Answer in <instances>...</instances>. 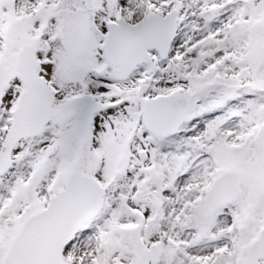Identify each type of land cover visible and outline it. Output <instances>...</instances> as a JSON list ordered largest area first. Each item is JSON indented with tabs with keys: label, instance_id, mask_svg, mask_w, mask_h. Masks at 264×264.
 Returning a JSON list of instances; mask_svg holds the SVG:
<instances>
[{
	"label": "snow or ice",
	"instance_id": "1",
	"mask_svg": "<svg viewBox=\"0 0 264 264\" xmlns=\"http://www.w3.org/2000/svg\"><path fill=\"white\" fill-rule=\"evenodd\" d=\"M0 264H264V0H0Z\"/></svg>",
	"mask_w": 264,
	"mask_h": 264
}]
</instances>
